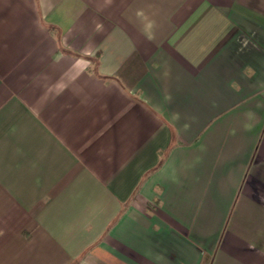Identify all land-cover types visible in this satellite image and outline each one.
<instances>
[{
    "label": "crops",
    "instance_id": "crops-1",
    "mask_svg": "<svg viewBox=\"0 0 264 264\" xmlns=\"http://www.w3.org/2000/svg\"><path fill=\"white\" fill-rule=\"evenodd\" d=\"M0 264H264V0H0Z\"/></svg>",
    "mask_w": 264,
    "mask_h": 264
}]
</instances>
